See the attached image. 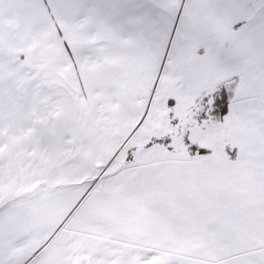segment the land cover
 Returning <instances> with one entry per match:
<instances>
[{
	"label": "snow or ice",
	"instance_id": "1",
	"mask_svg": "<svg viewBox=\"0 0 264 264\" xmlns=\"http://www.w3.org/2000/svg\"><path fill=\"white\" fill-rule=\"evenodd\" d=\"M0 264H264V0H0Z\"/></svg>",
	"mask_w": 264,
	"mask_h": 264
}]
</instances>
